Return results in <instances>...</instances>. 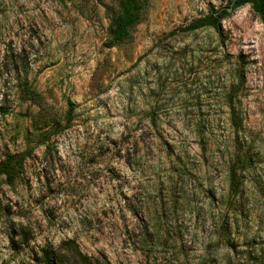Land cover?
<instances>
[{
    "label": "rangeland",
    "instance_id": "374dc122",
    "mask_svg": "<svg viewBox=\"0 0 264 264\" xmlns=\"http://www.w3.org/2000/svg\"><path fill=\"white\" fill-rule=\"evenodd\" d=\"M138 1L111 45L118 0H0V163L29 150L0 177V264H264V22L186 32L232 0Z\"/></svg>",
    "mask_w": 264,
    "mask_h": 264
},
{
    "label": "trees",
    "instance_id": "16d2710c",
    "mask_svg": "<svg viewBox=\"0 0 264 264\" xmlns=\"http://www.w3.org/2000/svg\"><path fill=\"white\" fill-rule=\"evenodd\" d=\"M246 4H249L252 11L264 22V0H232L228 3V6L219 10L209 9L205 16L190 22L185 31L194 32L204 28H211L220 36V22L228 17L233 10ZM229 8H231V11H228ZM140 10L141 6L138 0H118L116 11L111 13V22L108 30L111 45L122 42L129 37L131 28L140 19ZM18 56V60L15 62L16 76L14 78L16 81V91L22 100L29 101L41 108L43 105L41 95L30 86L28 81V66L25 59L21 58V56H24V51H20ZM73 110L74 106L69 102L66 118L68 125L72 121ZM46 134L41 136L42 139L40 141L45 152L48 153L51 149L50 132ZM27 151L20 154H7L0 163V177H3L4 183L7 186L13 187L19 181L21 174L24 172L25 160L29 155ZM237 177L235 169L231 166L228 170L229 191L231 192L237 191ZM46 264L50 263L47 262Z\"/></svg>",
    "mask_w": 264,
    "mask_h": 264
},
{
    "label": "water",
    "instance_id": "95a60500",
    "mask_svg": "<svg viewBox=\"0 0 264 264\" xmlns=\"http://www.w3.org/2000/svg\"><path fill=\"white\" fill-rule=\"evenodd\" d=\"M231 7H232V4H231ZM228 11H231V8H229Z\"/></svg>",
    "mask_w": 264,
    "mask_h": 264
}]
</instances>
